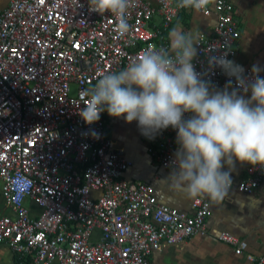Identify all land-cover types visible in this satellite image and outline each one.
Masks as SVG:
<instances>
[{
	"label": "built area",
	"instance_id": "2783aa9c",
	"mask_svg": "<svg viewBox=\"0 0 264 264\" xmlns=\"http://www.w3.org/2000/svg\"><path fill=\"white\" fill-rule=\"evenodd\" d=\"M181 14L212 18L194 40L193 64L216 88L229 79L235 87L220 68L208 71L209 56H237L231 0H214L202 11L178 9L174 0H136L124 38L115 16L90 11L88 0H7L0 7V196L11 212L0 215V246L15 263L148 264L153 254L207 234L208 199H193L189 214L159 204L154 178H123L132 162L107 135V112L92 125L78 115L101 73L118 72L151 46L168 47L166 32ZM245 75L251 77L250 68ZM176 134L169 127L153 140L141 135L161 169L170 170ZM263 177L250 165L231 190L251 194ZM21 179L28 185L23 192ZM217 240L251 264H264V255L247 252L245 240L225 231Z\"/></svg>",
	"mask_w": 264,
	"mask_h": 264
},
{
	"label": "clouds",
	"instance_id": "9594fccd",
	"mask_svg": "<svg viewBox=\"0 0 264 264\" xmlns=\"http://www.w3.org/2000/svg\"><path fill=\"white\" fill-rule=\"evenodd\" d=\"M136 0H88L90 11L112 13L116 31L128 36L129 9ZM214 0H174L178 9L202 11ZM168 47L151 46L118 72L101 73L86 90L87 103L78 115L87 125L101 113L137 122L149 140L169 127L176 130V151L163 180L169 191L186 199L221 203L232 188L231 170L237 162L264 170V68L253 65L251 77L227 51L208 58V71L220 68L233 81L216 88L207 72H197L198 50L190 33L170 29ZM250 93V96H249ZM188 114V115H186ZM228 170H225V168ZM18 190H27L21 179Z\"/></svg>",
	"mask_w": 264,
	"mask_h": 264
},
{
	"label": "crops",
	"instance_id": "0c3cea01",
	"mask_svg": "<svg viewBox=\"0 0 264 264\" xmlns=\"http://www.w3.org/2000/svg\"><path fill=\"white\" fill-rule=\"evenodd\" d=\"M6 2L7 0L0 4V7ZM231 2L237 12L240 30L237 56L233 61L242 65L244 69H252L256 64L264 68V0ZM154 21L158 23L159 19ZM172 25V28L178 27L190 33L195 40L199 33L210 29L212 18H203L198 14H182ZM260 76L264 77V71L260 72ZM105 130L124 150L125 157L132 162V166L123 174L125 180L150 182L154 178L152 181L154 196L159 204L186 214L191 212L193 199H186L179 192L169 191L163 180L157 179L166 176L169 171L161 169L149 160L136 121L128 124L123 118H112L106 114ZM248 166L250 165L247 163L235 164L231 170L232 184L242 179ZM0 203V215H10L11 212L1 196ZM210 210L211 214L206 220L205 236L192 237L181 246L169 247L155 253L149 258L148 264H251L244 256L234 255L229 247L217 240V235L222 231L245 240L248 253L255 256L264 255V177L259 187L251 194L230 190L229 195L221 203L211 202ZM14 263L11 252L0 246V264Z\"/></svg>",
	"mask_w": 264,
	"mask_h": 264
},
{
	"label": "trees",
	"instance_id": "16d2710c",
	"mask_svg": "<svg viewBox=\"0 0 264 264\" xmlns=\"http://www.w3.org/2000/svg\"><path fill=\"white\" fill-rule=\"evenodd\" d=\"M181 15H182V14H181ZM178 18H179V17H178ZM176 21H177V20H176ZM173 23H175V21H174ZM173 23H172V24H173ZM172 24H171L170 28H169V29L167 30V32H166V34H167V35H168V33H169L170 29H171V28H172V26H173ZM14 264H17V263H14Z\"/></svg>",
	"mask_w": 264,
	"mask_h": 264
},
{
	"label": "rangeland",
	"instance_id": "374dc122",
	"mask_svg": "<svg viewBox=\"0 0 264 264\" xmlns=\"http://www.w3.org/2000/svg\"><path fill=\"white\" fill-rule=\"evenodd\" d=\"M4 1H5V0H0V4H3ZM0 205H1V203H0Z\"/></svg>",
	"mask_w": 264,
	"mask_h": 264
}]
</instances>
